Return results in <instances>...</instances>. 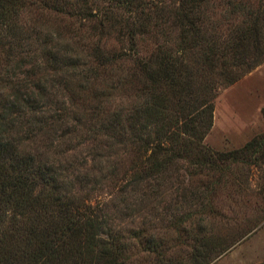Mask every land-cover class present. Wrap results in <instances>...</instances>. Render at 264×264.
<instances>
[{"label":"rangeland","instance_id":"1","mask_svg":"<svg viewBox=\"0 0 264 264\" xmlns=\"http://www.w3.org/2000/svg\"><path fill=\"white\" fill-rule=\"evenodd\" d=\"M141 1L151 11L176 3ZM199 1L196 17L208 36L227 39L237 25L255 24L264 50V0ZM16 3L8 17L15 36L0 30V161L31 168L47 203L65 197L96 206L124 264H264V61L215 87L203 140L217 153L256 140L249 153L214 167L194 166L181 153L166 172L132 184L123 175L149 84L140 63L153 60L174 33L152 21L136 38L135 54L117 59L112 54L127 48L118 29L84 19L104 12L109 0ZM183 60L195 65L200 56L191 51ZM21 235L5 243L16 264L20 249L34 248Z\"/></svg>","mask_w":264,"mask_h":264},{"label":"trees","instance_id":"2","mask_svg":"<svg viewBox=\"0 0 264 264\" xmlns=\"http://www.w3.org/2000/svg\"><path fill=\"white\" fill-rule=\"evenodd\" d=\"M16 1L21 0H0V30L12 36L15 31L8 17L16 13ZM109 1L104 12L86 13L84 19L100 30L118 29L127 48L112 58L135 54L136 38L152 21L157 30L165 29L163 34L174 33V39L158 47L153 60L140 63L149 84L143 86L146 98L136 112L139 126L131 131L132 160L123 180L134 184L162 174L181 153L194 166L207 162L212 167L249 153L256 140L230 153L212 152L203 140L212 126L215 87L234 84L264 61L257 25H237L233 37L221 39L201 28L196 17L199 0H176L167 10L154 6L158 10L153 11L141 0ZM119 10H125L128 17L116 18ZM169 43L177 48L176 55ZM191 51L200 56L196 67L183 60ZM130 127L122 128L123 137ZM30 169L0 161V264H16L9 259L15 252L5 243H16L21 230L20 239L34 248L20 249L19 264H124L106 219L99 218L100 210L65 197L54 199L58 202L53 204L43 201Z\"/></svg>","mask_w":264,"mask_h":264}]
</instances>
